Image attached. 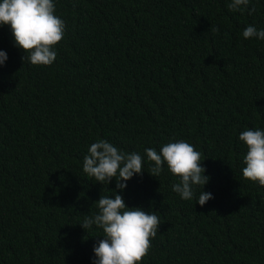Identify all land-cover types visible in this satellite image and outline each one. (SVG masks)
Listing matches in <instances>:
<instances>
[{"label":"trees","instance_id":"trees-1","mask_svg":"<svg viewBox=\"0 0 264 264\" xmlns=\"http://www.w3.org/2000/svg\"><path fill=\"white\" fill-rule=\"evenodd\" d=\"M65 34L50 66H35L0 26V264H93L103 235L79 225L113 178L83 171L98 139L144 156L128 207L159 217L141 264H264V186L243 178L246 129L264 130V0H54ZM219 28L218 33L210 29ZM185 140L201 153L197 202L150 175L145 149Z\"/></svg>","mask_w":264,"mask_h":264},{"label":"clouds","instance_id":"clouds-1","mask_svg":"<svg viewBox=\"0 0 264 264\" xmlns=\"http://www.w3.org/2000/svg\"><path fill=\"white\" fill-rule=\"evenodd\" d=\"M250 0H230L228 8L233 12L248 10ZM10 26L15 46L27 55L22 57L35 66H50L57 59L55 46L65 34V22L56 15L54 0H0V26ZM214 33L219 28L210 29ZM243 38H256L264 41V30H257L249 25L243 30ZM8 59L5 51H0V66ZM247 147L243 157V178L264 186V130L246 129L239 135ZM150 175L157 178L168 171L177 178L172 191L183 200H191L194 189L202 191L197 202L204 206L213 199L210 192L203 191L210 177L205 175L201 153L194 145L185 140H176L164 144L159 151L146 148ZM83 171L97 183L108 185L116 180L114 196L101 195L93 204L98 209L95 214L86 215L79 225L91 230L93 225L101 229L103 235L98 238L93 251V264H141L151 249V241L160 227L159 217L153 211L141 207H128L122 193L127 188V181L135 175L144 173V156L137 152L125 153L104 139H98L88 149L83 160Z\"/></svg>","mask_w":264,"mask_h":264}]
</instances>
